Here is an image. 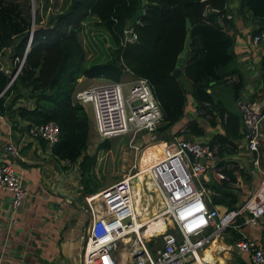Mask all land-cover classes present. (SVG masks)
Here are the masks:
<instances>
[{
    "label": "trees",
    "instance_id": "obj_1",
    "mask_svg": "<svg viewBox=\"0 0 264 264\" xmlns=\"http://www.w3.org/2000/svg\"><path fill=\"white\" fill-rule=\"evenodd\" d=\"M145 1L138 21L131 25L136 38L130 41L124 39L123 28L140 6V0H34V3L33 0H0V113L12 115L15 109L27 124L54 121L58 125V140L50 152L57 159L66 160L63 168L77 162L81 192L85 194L100 188L95 169L96 151L108 150L111 143L103 138L92 153L86 151L88 114L81 103L72 100V91L81 75L119 80L123 71H130L135 76L146 77L162 111V119L152 131H157L158 136L152 143L157 137L162 140L172 137L167 130L173 124H176L175 135L188 133L183 137L189 138L190 134L201 135L203 129L191 115L199 116L202 111L214 124L212 110L225 113L222 132L210 139L220 142L221 158L233 152L228 151L234 146L231 139L244 134L241 115L236 107L225 102L221 84L230 85L233 103L236 95L243 97V93L246 96L259 92L264 100V53L260 58V86L253 93L247 89L240 93L243 82L239 69L235 68L233 11L229 7L219 10L216 20L205 12L222 1ZM239 2L250 9L251 17L257 22L264 18V0ZM183 48L186 50L180 72L175 76L172 70ZM21 57L20 68L8 83ZM234 71L236 79L231 74L232 79L223 83L222 77ZM188 93L197 112L187 104ZM19 99H27L29 105H11ZM260 110L264 113V104ZM228 163L227 167L219 160L215 166L220 165V170L232 180L236 163L233 160ZM229 180L214 172L203 181L210 190L212 204L230 207L236 203ZM135 182L140 197L134 203L139 209L144 189L138 180ZM137 187L133 183V191Z\"/></svg>",
    "mask_w": 264,
    "mask_h": 264
},
{
    "label": "built area",
    "instance_id": "obj_2",
    "mask_svg": "<svg viewBox=\"0 0 264 264\" xmlns=\"http://www.w3.org/2000/svg\"><path fill=\"white\" fill-rule=\"evenodd\" d=\"M123 32L125 40L136 38L132 26H125ZM250 41L264 45V18L258 29L251 33ZM22 60L21 57L8 83L19 70ZM224 78L229 81L232 75L226 74ZM74 96L76 101L91 105L95 130L100 137H114L131 131V141L139 132L151 133L162 119L160 104L144 76L134 75L127 81L90 84L77 89ZM236 104L241 113L242 139L246 141V149L258 150L264 136L260 127L264 115L260 110L261 104L239 98ZM27 135L31 138L40 136L53 142L58 136V125L52 120L31 123L27 127ZM174 139L173 143L163 141L161 154L154 156L148 164L84 196L89 216L82 234L80 264H119L114 252L118 240L128 244L126 256L130 264H201L198 257L205 256L204 250L218 230L229 224L236 215L248 211L250 216L245 220L254 223L264 213L263 186L257 188L241 210L230 208L220 211L210 206L204 198L203 188L196 185V179L205 169L203 160L215 157L216 143L196 136H174ZM6 149L14 153L11 145L6 144ZM252 161L257 164V158ZM138 173H145L159 193L161 209L148 213L149 201L146 196V204L140 203L139 209L132 202L133 181L140 178L135 176ZM0 186L10 191L14 204L19 203L24 195L19 175L11 162L4 158L0 159ZM95 196L96 199H91ZM159 215L160 221L149 226L146 220L155 216L158 218ZM159 226L163 228L155 229ZM209 226L216 229L204 234ZM157 234L161 243L152 252L146 239ZM233 246L246 250L250 242L239 239L233 241ZM251 257L252 264L264 261V253L258 247L253 248ZM204 262L206 260L202 264Z\"/></svg>",
    "mask_w": 264,
    "mask_h": 264
},
{
    "label": "crops",
    "instance_id": "obj_3",
    "mask_svg": "<svg viewBox=\"0 0 264 264\" xmlns=\"http://www.w3.org/2000/svg\"><path fill=\"white\" fill-rule=\"evenodd\" d=\"M221 1V5H213L210 9H206L205 12L215 11V16L218 17L217 12L221 9L229 7L233 11L232 19L235 33L233 51L235 60L240 67L239 72L243 82V86L239 91L247 89L253 93L260 86L258 83L260 78V58L264 53V45L261 42L252 44L250 36L256 28L258 29L260 22L251 17L252 12L249 11L250 9L240 6L239 0H220L219 2ZM0 57H2L1 53ZM230 74H233L236 79V72ZM87 79H89L87 76L81 75L77 82L84 80L83 83L86 84L79 85L78 88L95 84H88L89 80ZM106 80L108 81V79ZM255 94L258 96L250 94L245 96L243 93V97H241L237 94L234 101L236 109L238 98L258 101L262 106L264 104L262 94L259 92H255ZM186 99H188L187 104H190V109L193 112H197L195 105L191 103L194 100L189 93L186 94ZM72 100L75 101L73 98ZM5 101H8V97ZM15 102L11 105H29L27 99H19ZM84 109L88 114L89 125L91 116V124L95 130L92 109L91 113L86 107ZM14 112L12 115L0 113V159L8 160L14 166L20 177L24 195L19 203L14 204L10 191L0 186V264H80V252L83 244L82 234L84 233V226L87 223L89 213L87 204L86 209L80 208V203L85 202L84 196L88 193L81 192L78 164L77 162L68 163L63 168L62 165L66 160L57 159L50 152V148L58 140V136L53 142H48L40 136L29 137L27 135V127L30 124H27V120L19 117L15 109ZM212 114V119L215 123H211V125L205 121V117L209 115H205L203 118L200 114H198L199 116L196 114L190 116V118L196 119L198 125L203 129V134H190V136L206 137L210 143H216L217 145L215 147V157L203 160L205 169L198 175L196 185L203 188L204 198L210 206L217 207L220 211L230 208L241 210L257 188L259 186L264 187V136L255 153L246 149V141L242 137L231 139L234 146L230 147L228 151L233 152L221 158L219 154L220 142L214 139L212 142L210 139L213 134L222 132V122L225 120L226 114L223 113L221 115L217 109L212 110ZM241 125H243L242 119ZM260 127L264 133V122L260 124ZM175 130L176 128H170L171 134L173 133L172 137H183L188 134L175 135ZM143 134L145 133L139 132L142 137ZM100 138L109 139L111 137ZM6 144L11 145L14 153L8 152ZM254 158H257V164L253 163L252 159ZM219 160L227 167L229 160L235 161L236 169L232 172L234 179L229 180L228 175L220 170L221 166H215ZM239 163H241L240 166ZM139 166L141 165L137 167ZM214 172L220 178L229 180L236 194V203L234 205L223 207L220 204L211 203L210 190L203 181H207L209 173L213 174ZM144 198L145 191L143 190L141 203H144ZM249 216L250 212L244 210L236 215L229 224L218 230L213 240L204 250V254L207 250L212 257L207 258L204 264H252L251 255L254 247L260 248L264 253V213L254 223L245 220ZM153 221L157 222L151 219V222ZM226 228L231 229L226 230ZM214 229L216 228L209 226L205 229L204 234L212 233ZM239 239L248 240L250 247L246 250L235 248L233 241ZM150 241L152 242L151 246L148 245ZM155 241V235L146 239V244L151 248L152 252L158 246ZM215 250H217V254H215ZM213 251L214 256L211 253ZM126 254L124 252L119 257V264H122L125 259L129 262ZM202 261L200 260L201 264ZM261 264H264V261Z\"/></svg>",
    "mask_w": 264,
    "mask_h": 264
},
{
    "label": "rangeland",
    "instance_id": "obj_4",
    "mask_svg": "<svg viewBox=\"0 0 264 264\" xmlns=\"http://www.w3.org/2000/svg\"><path fill=\"white\" fill-rule=\"evenodd\" d=\"M33 3H34V0H33ZM235 68L240 69L238 63L235 64ZM7 70H8V68H7ZM132 77H133V75L131 73H128L127 71H123V74L121 75L119 80L127 81V80H130ZM88 78H89V79H87V80H89L88 84H90V83L96 84V83H101L103 81H107L106 79L100 78V77H93V78L88 77ZM222 78H223L222 82L224 83L225 78L224 77H222ZM83 79H86V78H83ZM83 81L84 80H81L79 82H76V84H75V88L72 91V93H73L72 98L74 100H75V98H74L75 97L74 96L75 91L77 89L82 88V87L78 88V86L86 84V83H83ZM108 81H115V80L108 79ZM221 85H223V86H221V95L223 96L225 102L229 106L235 107V105H234V103L230 97L231 96L230 85L229 84H221ZM124 89H126V85H124ZM254 95L258 96L257 94H254ZM82 105H83V107H86L88 109V111H90V113H91V107H90L89 103L85 102ZM201 112H200V115L202 116V118L205 117L206 113L202 114L203 112L202 113ZM90 113H89V115H90ZM261 119H262L261 123L264 122V115L262 116ZM205 121H207L208 124L211 125V122L209 120V116L205 117ZM174 125H176V124L169 126V130H167L169 134H171L170 128L175 127ZM180 127H181V125H180ZM88 133H89V139H88L86 151L88 153H92L95 150L96 143L99 140H101V138L98 136V134L95 132L94 128L92 127L91 116H90V125H89V132ZM131 135H132L131 131H127L125 134H122L120 136L111 137V138H109L111 145H110V148L108 150L105 151V150L99 149L96 151V157L97 158H96L95 169H96L97 179L101 183V185H100L101 188L103 186H106V185L112 183L113 181H115L116 179L122 177L123 175H125L127 173H131V172L136 171L138 168L137 167L138 165H141V167H142V166H144V164H146V163L148 164L154 158V156L161 154V148H162L161 143L163 141L166 143H173L175 141L174 137H170L167 140L158 139L159 137H157L155 142L152 143L153 139L156 136H158L157 131H154L153 133L151 132L149 134H143V137L141 135H139V133L135 134L133 139L130 141ZM145 138H148V141L145 142L144 141ZM159 140H161V141H159ZM135 146H136V151H137L136 154H135V148H134ZM127 154H128V156H127ZM140 155H141V157L139 158ZM100 174H101V176H100ZM135 176L140 177L138 179L139 185L142 184V188L144 189V191H147V192H145V196H146V199L149 201V205L147 204L148 213H150L151 211H154L155 209H158V210L161 209V198L159 196V193L153 188V185L151 184L147 175L145 173H140V174L138 173ZM133 182H134V187H137V182H135V181H133ZM138 190H139V186L133 191L135 193L133 195V199H134L135 203H136V200L140 197L139 196L140 192ZM96 196L92 197L91 199H96ZM143 204H146L145 201ZM80 208L86 209V203L85 202L80 203ZM150 218L154 219L155 221H158V222L160 221V219H158V218H160V215L158 218L156 216L153 218L152 217H150ZM150 218H148L146 222L151 220ZM150 223L152 224V222H150ZM161 228H163V226L160 227V229ZM160 229H158V230H160ZM155 237H156L155 243H156V245H159L161 243L160 235L157 234V235H155ZM225 242H227V241H225ZM127 249H128L127 243H123L120 240L117 241L116 248L114 249V252L118 257V260H119V257H121L124 252H127ZM216 252H217V250H215V254H217ZM211 253H212V256L215 255L214 251ZM122 264H130V262H127V259H125L122 261Z\"/></svg>",
    "mask_w": 264,
    "mask_h": 264
},
{
    "label": "water",
    "instance_id": "obj_5",
    "mask_svg": "<svg viewBox=\"0 0 264 264\" xmlns=\"http://www.w3.org/2000/svg\"><path fill=\"white\" fill-rule=\"evenodd\" d=\"M145 2H146L145 0H140V6L129 16V18L127 20V27L131 26L133 23L138 21V18L140 16V14L142 13V6L145 4ZM215 14H216L215 11H209L207 13V16L209 18H211L212 20H216ZM32 19H33V17L31 18V26L33 24V20ZM186 26L187 27L189 26L188 20H186ZM186 33L188 34V32H186ZM126 34H129V33H126ZM187 41H188V39L186 38L184 40V44H187ZM185 50H186V48H183L180 51V53L178 54L176 65L174 66V69L172 70V74L175 75V76L178 75L179 72H180V64L182 62V58L184 56Z\"/></svg>",
    "mask_w": 264,
    "mask_h": 264
},
{
    "label": "bare ground",
    "instance_id": "obj_6",
    "mask_svg": "<svg viewBox=\"0 0 264 264\" xmlns=\"http://www.w3.org/2000/svg\"><path fill=\"white\" fill-rule=\"evenodd\" d=\"M139 140H140V139H139ZM140 142H141V141H140ZM134 143H135V142H134ZM138 145H139V144H138ZM133 146H134V145H133ZM129 153H130V152H129ZM125 156H126V155H125ZM127 156H128V154H127ZM128 158H129V157H128ZM128 158H127V159H128ZM128 163H129V162H128ZM126 164H127V163H126ZM128 165H129V164H128ZM139 174H140V173H139ZM132 202H134L133 194H132ZM152 218H153V217H152ZM150 219H151V218H150ZM146 221H147V220H146ZM150 222H151V220L148 221L149 226L151 225ZM156 223H158V221H157V222H154V223L152 222V225H154V224H156ZM155 229H160V226H159L158 228H155ZM143 233L146 234V232H143ZM209 257H211V255H210L209 252L206 250V251H205V256H204L203 258L198 257V260H199V261H200V260L202 261V260L205 259V260L207 261V258H209ZM211 258H212V257H211Z\"/></svg>",
    "mask_w": 264,
    "mask_h": 264
}]
</instances>
